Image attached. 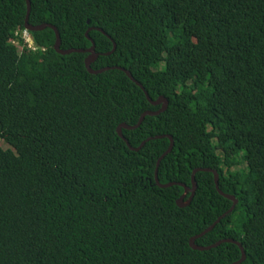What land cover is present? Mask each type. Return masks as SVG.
<instances>
[{"label": "trees", "instance_id": "obj_1", "mask_svg": "<svg viewBox=\"0 0 264 264\" xmlns=\"http://www.w3.org/2000/svg\"><path fill=\"white\" fill-rule=\"evenodd\" d=\"M30 1L62 50L94 42V72L128 70L169 106L122 138L162 107L125 72H89V53L59 54L50 28L30 49L27 1L0 0V264H235V244L190 246L225 214L196 244L232 239L264 264V0ZM168 136L160 183L217 171L232 213L213 173L185 208L183 187L157 186Z\"/></svg>", "mask_w": 264, "mask_h": 264}, {"label": "water", "instance_id": "obj_2", "mask_svg": "<svg viewBox=\"0 0 264 264\" xmlns=\"http://www.w3.org/2000/svg\"><path fill=\"white\" fill-rule=\"evenodd\" d=\"M27 1V5H28V13H27V18H26V25H25V29H27L28 31L30 32H40V31H44L46 30L47 28H50L52 30L55 31L56 33V36H57V42H56V46H55V50L63 55V56H68V55H71V54H75V53H89L90 56L89 58L86 60V67L88 69L89 72L93 73V74H103L104 72H107V71H110V70H120L122 72H125L128 77L137 84V86H139L143 91H145L144 87L142 86V84H140L139 82H137L132 74L130 73V71L128 70H125L123 68H107V69H104V70H100L98 72H94L91 68L92 64L98 59L99 55L96 53V45L94 44L93 42V47L87 51L85 50H75V49H72V50H62V39H61V36H60V33L58 31V29L54 26H51V25H42V26H38V27H34L32 25H30V16H31V11H32V4H31V1L30 0H26ZM94 29H90L88 32H87V37H89V34L91 31H93ZM100 32H102V30H98ZM103 33V32H102ZM105 34V33H104ZM106 35V34H105ZM117 49V45L115 44V47H114V50L112 53H114ZM112 53L108 54V55H111ZM145 94L147 96V99L149 100V102L153 105V106H161L162 109L159 111V112H146L142 115L141 119H140V122L134 126V127H130V126H127V125H122L120 126V128L118 129V133L120 134V136L123 138V129H126V130H135V129H138L142 123L144 122L145 118L148 117V116H158L160 115L161 113L165 112L167 109H168V106H169V102L167 99H165L164 97L160 98L158 101L154 102L151 100L149 94L145 91ZM162 138H165V137H157L156 139H162ZM168 138L171 140V146L169 148V150L159 159L158 161V164H157V168H156V172H155V180H156V184L158 187L162 188V189H165V188H171L173 186H180V187H183L185 189V195H183L179 201H178V205L179 207L181 208H185L187 207L190 202L193 200V198L195 197V194H196V191L198 189V185H197V182H196V175L200 172H208V173H213L214 176H215V184H216V189L217 191L219 192L220 195L224 196L225 198L231 200L233 202V207L231 208V210L229 211V213H232L237 204H238V201L236 200V198L234 196H230V195H226L224 194L221 189H220V183H219V174L217 171H213V170H210V169H197L193 172V176H192V187L189 188V187H186L185 185L183 184H177V183H170V184H166V185H163L160 183V179H159V169H160V165L162 163V161L173 151L174 149V146H175V143H174V140H173V137L171 136H168ZM153 140L152 138L147 140L146 142H144L139 148H133L131 147V145L127 142L129 148L133 151V152H140L143 147L146 145L147 142ZM188 194H191V197H190V201L186 202V196ZM227 216V214H225L223 217H221L219 220H217V222L212 225L209 229H207L205 232H203L202 234L198 235V236H195L193 237L191 240H190V246L193 250H196V251H200V252H205V251H210L214 248H217L219 246H221L222 244L224 243H231V244H235L237 245L241 251H242V259L235 263V264H243L246 260H247V254H246V251L245 249L243 248L242 244L235 241V240H224V241H221L213 246H210V247H202V246H198L196 244L197 240L206 236L207 234H209L210 232H212L215 227L217 225H219L221 223V221Z\"/></svg>", "mask_w": 264, "mask_h": 264}, {"label": "built area", "instance_id": "obj_3", "mask_svg": "<svg viewBox=\"0 0 264 264\" xmlns=\"http://www.w3.org/2000/svg\"><path fill=\"white\" fill-rule=\"evenodd\" d=\"M22 38L25 40L26 44H28L29 48L36 51L37 48L35 47V43L29 33L28 30H26L23 35H22Z\"/></svg>", "mask_w": 264, "mask_h": 264}, {"label": "rangeland", "instance_id": "obj_4", "mask_svg": "<svg viewBox=\"0 0 264 264\" xmlns=\"http://www.w3.org/2000/svg\"><path fill=\"white\" fill-rule=\"evenodd\" d=\"M1 145H3V146H4V148H7V146L5 145V143H4V142H2V143H1ZM230 155H232V154H230ZM244 167H245V165H242V166H241V168H244Z\"/></svg>", "mask_w": 264, "mask_h": 264}, {"label": "clouds", "instance_id": "obj_5", "mask_svg": "<svg viewBox=\"0 0 264 264\" xmlns=\"http://www.w3.org/2000/svg\"><path fill=\"white\" fill-rule=\"evenodd\" d=\"M27 30V29H26Z\"/></svg>", "mask_w": 264, "mask_h": 264}]
</instances>
